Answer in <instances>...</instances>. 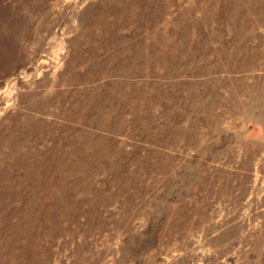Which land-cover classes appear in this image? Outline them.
<instances>
[{
  "label": "rangeland",
  "instance_id": "obj_1",
  "mask_svg": "<svg viewBox=\"0 0 264 264\" xmlns=\"http://www.w3.org/2000/svg\"><path fill=\"white\" fill-rule=\"evenodd\" d=\"M0 264H264V0H0Z\"/></svg>",
  "mask_w": 264,
  "mask_h": 264
}]
</instances>
